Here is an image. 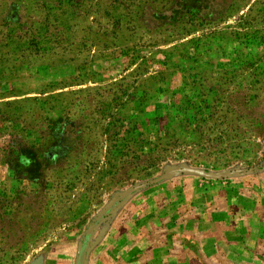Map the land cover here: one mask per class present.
Wrapping results in <instances>:
<instances>
[{
	"label": "rangeland",
	"instance_id": "obj_1",
	"mask_svg": "<svg viewBox=\"0 0 264 264\" xmlns=\"http://www.w3.org/2000/svg\"><path fill=\"white\" fill-rule=\"evenodd\" d=\"M0 264H264V0H0Z\"/></svg>",
	"mask_w": 264,
	"mask_h": 264
}]
</instances>
